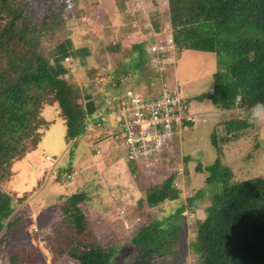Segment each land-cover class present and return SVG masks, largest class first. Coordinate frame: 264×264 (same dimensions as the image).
I'll return each mask as SVG.
<instances>
[{
  "label": "rangeland",
  "instance_id": "rangeland-1",
  "mask_svg": "<svg viewBox=\"0 0 264 264\" xmlns=\"http://www.w3.org/2000/svg\"><path fill=\"white\" fill-rule=\"evenodd\" d=\"M37 2L41 16L49 7L58 13L62 0ZM166 9L167 0L69 2L70 18L65 27L69 34L80 33L81 44L92 45V65L85 68L81 60L71 58L64 60V64L81 89L84 85L87 92L104 99L109 110L103 117L105 127L114 125L119 117V111L114 112L116 95L107 71L121 64L130 66L128 51L135 42L148 40L149 36L167 29L162 14ZM155 12L160 17L154 16ZM43 34L38 39L39 48L46 54L56 40L46 31ZM151 54V61L155 62L156 53ZM133 55L139 58L140 53ZM165 61L170 64L161 65L157 76L151 77L143 64L141 70L134 72L124 69L120 81L141 96L157 92L161 85L177 86L182 97L189 100L188 112L195 118L193 125L178 128L167 144L165 156L148 171L138 162L128 160L124 147L112 138H105L106 130L102 127L91 124L80 139H66V126L59 109L55 104L44 105L39 117L40 135L31 139L28 152L11 163L8 176L0 181L1 195L8 194L15 201L9 220L18 217L12 228L0 233V264H76L66 254L69 250L66 239L75 232L61 206L68 195L81 191L87 194L83 209L91 238L115 250L110 264H130L137 259L131 238L140 225L153 220H161L163 226L169 221L182 226L175 254L162 257L156 254L154 264H199L198 255L192 252L197 224L204 218L214 193L220 191L206 182L209 172L198 171L196 167L201 164L204 168L219 159L230 168L234 181L264 176V122L251 124L237 137L225 141L228 135L224 122L248 121L249 113L247 108L224 111L210 101L193 99L213 89V73L217 70L215 54L188 50L177 59L170 53ZM101 141L103 145L97 148ZM68 167L76 170L74 174L70 172L71 179L67 177ZM175 169L182 172L183 196L177 201L149 207L144 199L146 188ZM189 195L195 196L192 206L187 204ZM181 204L186 208L179 217L176 209ZM10 256H14V263Z\"/></svg>",
  "mask_w": 264,
  "mask_h": 264
},
{
  "label": "trees",
  "instance_id": "trees-1",
  "mask_svg": "<svg viewBox=\"0 0 264 264\" xmlns=\"http://www.w3.org/2000/svg\"><path fill=\"white\" fill-rule=\"evenodd\" d=\"M69 2L76 0H62L58 13L49 7L40 16L37 0H0V181L8 176L11 163L28 152L31 139L40 135L39 117L45 104H55L59 109L66 139H80L91 124L102 127L114 139V128L107 129L104 125L103 117L109 111L104 99L87 92L84 85L81 89L64 64V60L71 58L81 60L85 68L92 65V45L81 44L80 33L69 34L65 27L70 18ZM162 14L167 29L148 40H137L128 51L130 66L121 64L107 71L116 95L114 112L119 111L122 98L130 90L120 82L124 69L134 72L145 64L151 77L157 76L161 65L170 64L163 62L170 53L177 59L188 50L217 57L213 89L195 95L194 100L210 101L224 111L249 109L264 101V0H167V9ZM156 15L160 17L157 12ZM45 31L56 42L43 54L38 39ZM155 42L166 48L157 52V60L152 62L150 47ZM136 52L140 53L139 58L134 57ZM238 96L242 97L239 104ZM188 101L184 98L187 106ZM185 125L191 126L193 122L184 120L182 126ZM250 125L243 119L225 121L228 135L225 141L237 137ZM162 156L165 151L160 159ZM196 168L208 171L206 182L220 191L214 193L204 218L197 224L192 252L198 255L199 264H264V176L234 181L230 168L219 159L204 168L198 164ZM68 169V173L76 172L74 167ZM181 178L182 172L170 170L158 183L147 187L144 196L147 205L153 208L180 200L184 193ZM198 193L200 196L201 191ZM186 199L192 206L195 196ZM86 200L87 194L81 191L68 195L61 206L75 232L66 239L69 243L66 254L76 264H110L115 250L91 238L83 209ZM15 207L13 198L1 195L0 189V233L18 222V217L9 220ZM185 208L181 204L176 214L182 216ZM167 224L163 226L161 220H153L137 228L131 244L138 256L130 264H154L156 254L161 257L175 254L182 226L174 221ZM9 260L14 263V256Z\"/></svg>",
  "mask_w": 264,
  "mask_h": 264
},
{
  "label": "built area",
  "instance_id": "built-area-1",
  "mask_svg": "<svg viewBox=\"0 0 264 264\" xmlns=\"http://www.w3.org/2000/svg\"><path fill=\"white\" fill-rule=\"evenodd\" d=\"M166 42L169 48L171 36L166 38ZM165 48V45L155 42L150 50L157 53ZM119 106L114 139L124 147L127 158L135 160L145 170L153 169L160 162V154L166 150L184 120L195 121L177 86H163L155 93L142 96L129 90Z\"/></svg>",
  "mask_w": 264,
  "mask_h": 264
},
{
  "label": "clouds",
  "instance_id": "clouds-1",
  "mask_svg": "<svg viewBox=\"0 0 264 264\" xmlns=\"http://www.w3.org/2000/svg\"><path fill=\"white\" fill-rule=\"evenodd\" d=\"M242 97L236 98L237 104L241 102ZM248 122L250 124L264 122V101H258L248 109Z\"/></svg>",
  "mask_w": 264,
  "mask_h": 264
},
{
  "label": "crops",
  "instance_id": "crops-1",
  "mask_svg": "<svg viewBox=\"0 0 264 264\" xmlns=\"http://www.w3.org/2000/svg\"><path fill=\"white\" fill-rule=\"evenodd\" d=\"M108 128H111V129H112V128H114V126L112 125L111 127H110V126L107 127V129H108ZM103 130H105V129H103ZM105 138H110V137L106 135ZM101 139H103V140L105 141L104 138H101ZM106 140H107V139H106ZM102 142H103V141H101L100 143H98V144L96 145V147H97V148H100V147L103 145V144H101ZM94 146H95V142H94ZM99 151H100V149H99ZM93 159H94V158H93Z\"/></svg>",
  "mask_w": 264,
  "mask_h": 264
}]
</instances>
